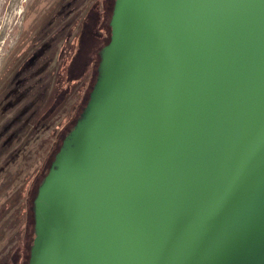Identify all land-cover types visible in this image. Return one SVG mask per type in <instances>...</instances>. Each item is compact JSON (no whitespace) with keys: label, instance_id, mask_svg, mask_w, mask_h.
I'll list each match as a JSON object with an SVG mask.
<instances>
[{"label":"water","instance_id":"water-1","mask_svg":"<svg viewBox=\"0 0 264 264\" xmlns=\"http://www.w3.org/2000/svg\"><path fill=\"white\" fill-rule=\"evenodd\" d=\"M109 27L27 264H264V0H114Z\"/></svg>","mask_w":264,"mask_h":264},{"label":"rangeland","instance_id":"rangeland-1","mask_svg":"<svg viewBox=\"0 0 264 264\" xmlns=\"http://www.w3.org/2000/svg\"><path fill=\"white\" fill-rule=\"evenodd\" d=\"M95 2L102 25L109 0H0V264H23L31 187L94 84L99 61L73 81L66 70Z\"/></svg>","mask_w":264,"mask_h":264},{"label":"trees","instance_id":"trees-1","mask_svg":"<svg viewBox=\"0 0 264 264\" xmlns=\"http://www.w3.org/2000/svg\"><path fill=\"white\" fill-rule=\"evenodd\" d=\"M114 0H109L108 6L106 5V12L108 11L110 17L105 13L104 23H101L100 14H99V3L95 2L90 10H88L87 14L82 20L81 23V31L77 37V45L75 47V51L73 52L69 66L66 70V76L69 81H73L76 78L81 77L91 60L99 61V51L103 46H105L109 42L110 37V27L109 21L112 14ZM97 28V29H96ZM103 29L105 32V36H101L97 34V31ZM51 162V161H50ZM50 162L46 165L45 168H49ZM41 181V180H40ZM39 185V179L36 180L30 190L29 199L27 201L28 208V225L26 229V242L25 249L23 250V264H27L29 258V249L33 238V225H34V216H33V200L35 198L37 188ZM30 241V242H29ZM30 243V244H29Z\"/></svg>","mask_w":264,"mask_h":264}]
</instances>
